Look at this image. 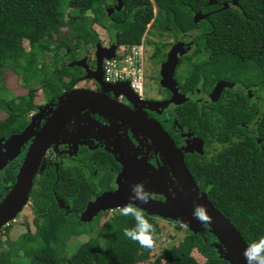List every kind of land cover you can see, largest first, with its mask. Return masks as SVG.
<instances>
[{"label": "trees", "instance_id": "obj_1", "mask_svg": "<svg viewBox=\"0 0 264 264\" xmlns=\"http://www.w3.org/2000/svg\"><path fill=\"white\" fill-rule=\"evenodd\" d=\"M62 1L0 0V90H8L4 79L8 68L21 74L28 88L25 95L0 98V110L6 114L0 117V137L21 132L28 123L26 119L37 104L38 90L33 85L42 82L52 99L79 81L80 67L63 62L60 68L54 67L58 80L50 90L45 84L47 78H42L49 64L46 58H51L50 52L55 49L66 50L67 58L76 60L80 47L95 46L101 41L95 24L105 28L120 45L140 44L149 25V30L160 37L197 32L190 58L201 53L207 60L192 65L186 88L203 83L206 90H211L219 79L230 80L239 88H226L207 112L200 113L192 103L180 107V122H189L209 145L203 153L188 156L186 163L199 187L248 243L264 236V0H239L238 6L215 13L208 7L209 0H124V7L110 16L106 9L116 5L117 0H69L70 8L78 11L75 15L66 14ZM63 28L69 30L66 35ZM52 57L57 64L59 58ZM243 87L250 88L256 99L242 92ZM215 143L221 147L209 154L217 149ZM17 171L16 164L7 167L3 182L12 184ZM42 171L30 195L38 216L36 229L13 242L1 239L3 234H9L13 221L3 227L0 264H13L15 248L26 249L31 264H138L150 259L161 232L155 216L138 209L155 229L150 247L124 236L123 229L132 228L135 220L119 215V211L102 223L108 214L83 223L88 227L81 228L82 221L77 216L91 198L84 177L77 169L62 166L59 175L50 167ZM55 196L71 203L72 213L66 215ZM95 230L96 234L81 243L70 257L66 255L71 234ZM190 234L148 264H231L219 257L212 233ZM194 249L206 258L205 262L196 259Z\"/></svg>", "mask_w": 264, "mask_h": 264}, {"label": "water", "instance_id": "obj_2", "mask_svg": "<svg viewBox=\"0 0 264 264\" xmlns=\"http://www.w3.org/2000/svg\"><path fill=\"white\" fill-rule=\"evenodd\" d=\"M238 4L239 0H231V2L209 0L208 7L212 9V13H215L232 6H238ZM123 7L124 0H117L115 7H107V13L110 16L120 11ZM195 37L196 33L194 31L182 35L178 43L168 53V61L162 68V83L174 92L178 103L188 101L191 95H182L180 93L174 77L175 69L179 64L180 58L193 49ZM117 48V42H113L109 48L97 43L96 71H90L88 56L74 61L72 66L85 68L87 74L84 79L95 80L102 87V90L107 91L109 88L106 85L109 83L104 79L103 62L105 58H113ZM114 86H122L123 90L118 94L124 95L131 101H134V98H139L128 81L116 83ZM223 87H232V83L229 81L217 83L212 93L211 101H216L220 97ZM58 98L57 106L53 110L52 115L48 117L46 123L36 134L20 167L15 184L0 203V228L16 219L17 214L30 202V192L42 160L48 148L53 143H58L62 138L66 131L64 130L65 127L72 123L82 111L95 109L111 114L114 113L113 110L116 108L114 101L107 97L103 91H94L85 87L73 88ZM125 114L126 120L124 121L151 140L161 152L173 175V183L169 185L158 177L150 168L151 165L148 160L143 157L141 160L144 161L145 165L140 166V180L138 182H142L147 192L162 195L165 199H155L148 195L149 199L146 203L141 201H132L131 203L150 216L174 220L186 226L195 234L212 233L216 237L214 245L219 252V257L225 258L231 264H245L242 252L248 242L232 221L213 204L207 192L203 191L196 183L185 162L183 151L176 146L173 138L154 119L144 115L140 117L139 124V120L134 114L130 115L129 112ZM31 126H27L20 133L10 135L7 139L4 137L0 138V171L21 153V147L32 136L30 135ZM199 140L200 144H198V147L196 146L199 150L196 151L203 153L204 141L201 138ZM260 141L258 140L259 143H261ZM185 149L187 152H193L195 148L187 146ZM112 152L115 155L117 154L115 151ZM43 169L41 168V170ZM135 176L133 170L125 166L118 179L119 188L113 192L103 193L95 200L90 201L86 209L81 213L80 220L83 223H89L100 212L108 209H118L122 205L129 203L131 185L137 183ZM58 202L60 207L65 205L64 199H59ZM195 205H203L205 207L207 214L211 216L210 222L201 223L192 215Z\"/></svg>", "mask_w": 264, "mask_h": 264}, {"label": "flooded vegetation", "instance_id": "obj_3", "mask_svg": "<svg viewBox=\"0 0 264 264\" xmlns=\"http://www.w3.org/2000/svg\"><path fill=\"white\" fill-rule=\"evenodd\" d=\"M115 6L116 5L108 7ZM181 36H179L178 40L175 42L174 39H171L166 42L167 45L170 44V47L168 48L169 50L167 49V52L165 51V60L156 65V83H158L161 90L154 97L148 98L150 100L155 101L153 103L145 102V93L143 97L134 98V101L131 102H129L128 99H125V97H123L124 95L122 94L119 95V98L115 97L113 93L118 94L121 90H123L122 86H114L115 84L110 82L108 85H106V87L109 89L107 91H104L95 80L84 79V76L87 74V71L85 68L81 67L83 72L80 75V81L85 82L86 85H88L90 82L92 83V87L85 86V88L92 89L94 91H103V93L107 97L114 101V106L116 107L113 110L114 113L109 114L95 109H88L82 111L80 115L76 119H74V121H72V123L65 127L64 130L66 131L62 138L59 140V142L53 143L48 148L47 153L42 160L40 169L34 178L35 183L36 178L43 172L41 168H44L43 170L45 171L47 167H50V169L54 170L58 175L60 173L61 166L63 168L66 167L67 169H77L79 174L84 177L85 183L88 184L89 196L91 197L90 199H88L84 209L81 210L79 215L77 216L79 219L81 213L86 209L90 201L95 200L98 196L102 195L103 193L113 192L119 188L118 179L120 174L123 172L125 166L133 170L134 174L136 175L135 181L138 182L140 180V166L145 165L144 161L141 160L143 157L148 160V163L151 165L150 168L158 175L159 178L163 179V181H165L169 185H172L173 183L172 172L170 170L169 165L166 164L161 152L157 149V147L151 142L149 138H147L139 130H135V127L127 124L124 121L126 120V112H129L130 115L134 114V116L138 118L139 124L140 117H143L144 115L159 122L160 125L173 138L176 143V146L183 151L185 162L188 160V156L195 154V152H198L196 150H199L197 147L198 144H200V138L204 141V151L209 148V145L207 144L205 138L199 135L197 130L193 129L189 125V122H180L181 116L179 111L181 110L179 109L185 104L192 103L197 109V111H200V113H202L203 111L207 112L210 108L209 105H211L213 102L211 101L212 93L215 90L217 83L221 81H231L227 79L216 80L213 83L211 90H206L207 86H204L203 83H198L193 88H186L185 82L188 75L177 77L176 72H178L177 70L182 65L183 59L185 57L191 56V53L193 51V49H191L189 53L183 55L180 58L179 64L177 65L174 74L180 93L182 95H191V97L186 102L178 103V99L175 97L174 92L170 88L165 87L162 83V68L164 64L168 61V53L178 43ZM165 37V35L163 37L157 36V42H164ZM113 42L114 39L111 37L110 34H108V42H105V45L103 41L97 43H102L103 47L109 48L113 44ZM97 43L94 46L93 52L89 51L84 54V56H88L89 69L92 72L96 71L97 69ZM158 48L159 47H156L154 55L162 52L160 48V52H158ZM154 49L155 47L153 48V50ZM178 78H183L182 82H179ZM231 83L232 87H223L220 97L218 99L221 98L226 88H230L234 91L238 90L239 87H237V84L233 82ZM73 88H80V86L74 85ZM243 88L244 89H242V92L247 93L249 98H252V100L256 99V96L250 88ZM58 97L59 96L50 99L49 104L51 106L45 108L44 110H41V107L36 104V108L32 110L31 113H29L26 119L28 123L22 129V131L27 126L31 124L33 125L34 122V125L31 126L34 133L31 132L30 135L32 136L29 135V141L23 144L22 147L24 148V150L22 149L19 157L11 161L3 170L0 171V203L4 200V198L7 196V194L16 182V179L12 184L6 185L3 182L2 178L3 175L6 173L7 167L13 164L17 165V178L20 167L31 144L35 139L36 134L41 130L43 125L46 123L48 117L52 115L53 110L56 108L58 103ZM46 102H48V100ZM154 109H156V111H154ZM30 122L32 123L30 124ZM35 124L38 125L36 128H34ZM10 135L1 136L0 138L4 137L5 139H7ZM187 146L195 148L194 151L187 152L185 149ZM211 146L213 147V144ZM112 151H115L117 154L115 155ZM148 195L152 196L155 199H165L164 196L155 193L151 194L148 192ZM55 198L60 207L58 200L62 198H59L58 196H55ZM60 208L66 213V215L72 213L71 203L65 202V205ZM118 211L119 208L102 211L94 218V220L96 218L97 220H99L105 214H108L110 216ZM34 215L35 218L33 221V225L34 229H36L38 216L36 215V213H34ZM31 231L32 226L28 222L26 224L25 232Z\"/></svg>", "mask_w": 264, "mask_h": 264}, {"label": "rangeland", "instance_id": "obj_4", "mask_svg": "<svg viewBox=\"0 0 264 264\" xmlns=\"http://www.w3.org/2000/svg\"><path fill=\"white\" fill-rule=\"evenodd\" d=\"M62 8L64 9V11L66 12V14H78V11L76 9H71L69 6V0H63L62 1ZM107 11V9H106ZM94 29H96V31L99 34V38L101 41L104 42V45L106 44L105 42H108V31L101 27L98 24L94 25ZM68 29L67 28H63V34L66 35L68 33ZM197 34V32H196ZM157 36L158 34L154 33V30H148L146 32V42H147V49H146V67H147V71H146V79H145V95L144 98L146 99L145 102L146 103H153L155 101L148 99L149 97H154L155 95L158 94V92L161 90V88L159 87L158 83H156V75L155 72H157V68L156 65L162 61L165 60L166 57V53L167 49L170 47V44L167 45L166 42H168L171 39H174V42L178 40L177 36H174L173 34L171 36H167L165 34V39L164 42H158V46L161 49V53H157L155 54L156 51V47L157 45L155 44L157 42ZM149 41V43H148ZM96 43V42H95ZM102 44V43H101ZM24 45L27 49H29V43L27 41L24 42ZM155 47V49L153 50V48ZM195 47V46H194ZM94 46H85V47H80L79 48V53L77 54L76 60L70 61L69 58H67L66 56V50H60L59 52L56 51L54 49V51H51V58H49L47 56L46 58V62L49 63L47 65V69L46 71H42L43 75L42 78H47V82H45V84L47 85V87L51 90V88L54 86V84L56 83V81L58 80L57 78V69L55 70V66H58V68H60V66H62L61 64L63 62L65 63H69V65L71 67L74 61H77L79 59H82L84 54H86V52H93ZM169 50V49H168ZM194 50V48H193ZM39 53H41V51H39ZM57 57V59L59 58V60H57V64L54 61V58L52 56ZM199 56L191 59L190 57H185L183 59V63L182 65L179 67V69L177 70L178 72H176V76L180 77V76H187L188 73L190 72L192 65L195 63H199V62H206L207 60V56L204 54L199 53ZM148 57V58H147ZM200 59V60H199ZM38 60L40 61L41 65L44 64L43 59H41L40 57L38 58ZM163 64V63H162ZM80 67V66H77ZM82 68H79V73L81 75L82 73ZM21 74H18L17 72L13 71L12 69L8 68L4 71V79H5V83H6V87L8 88V90H0V98H12L14 96H20V95H25L28 92V88L25 87L22 83V80L20 78ZM81 79V78H80ZM79 79V81H80ZM183 78H178L179 82H182ZM43 83L40 82L39 84H35L33 85L34 87H37V93H36V98H35V102L41 107V110H44L45 108L51 106L49 104V96H47L46 94V90L44 89V87L42 86ZM76 86H80V88H84L85 86L87 87H92V83L90 82L88 85H86L85 82H78L77 84H74ZM73 89V87L71 88ZM68 90H66L65 92H67ZM64 92V93H65ZM115 92V91H113ZM63 93V94H64ZM113 95L115 97L119 98V94H114ZM125 97V96H123ZM59 99V98H58ZM125 99H128L127 97H125ZM48 100V102H46ZM129 102H131V100L128 99ZM164 102V101H163ZM48 103V104H47ZM153 109V108H152ZM154 111H156V109H154ZM6 116V114L0 110V117L4 118ZM33 122V121H32ZM30 122V124L32 123ZM32 125V124H31ZM34 125V122H33ZM32 125V126H33ZM69 125V124H68ZM38 125L35 124L36 128ZM30 132H33L32 128H30ZM34 133V132H33ZM32 133V134H33ZM29 141V140H28ZM215 147H217V149H212L209 154H212L214 151L218 150L221 147V144L215 143ZM22 149L24 150L23 147H21L20 152L22 151ZM20 155V153H19ZM16 156V158L19 157ZM14 158V159H16ZM11 162V161H10ZM9 162V163H10ZM30 199V198H29ZM109 215H105L104 218H102L101 223L108 217ZM35 215L33 213V209L31 206V201L28 203L27 206H25L18 214L16 219L13 220L12 226H11V230L9 232L8 235L3 234L2 235V240L6 241L7 238H9L10 240H13V242H16V240L25 233L26 231V224L29 222L30 225L32 226V232L35 230L34 229V225H33V221H34ZM157 221L160 224L161 227V232L158 235L157 238V242L156 245L152 251L151 257L148 261L146 262H140L138 264H148L149 262H153L157 256H159L160 254L163 253L164 250L171 248L175 245H178L179 242H181L186 236L191 235L190 232L188 231L189 229L186 226L181 225V227L177 228L176 224L177 222L174 220H170V219H164L162 217H156ZM97 220V218L95 219ZM95 220L89 222L92 223ZM81 228H85L88 227V225L83 224V222H81ZM2 230V228H0V231ZM97 230H95L94 233H84L81 235H77V234H71L68 240V243L66 245V255L68 257H70L79 247V245L83 242H85L86 240H88L90 237H92V235L96 234ZM192 233V232H191ZM1 234V233H0ZM17 244V243H16ZM18 247V246H16ZM192 254L196 257V259L200 262H205L206 258L197 250L194 249L192 251ZM12 263L13 264H31V256H29V253L26 251V249H18L15 248L14 249V257L12 259Z\"/></svg>", "mask_w": 264, "mask_h": 264}, {"label": "clouds", "instance_id": "obj_5", "mask_svg": "<svg viewBox=\"0 0 264 264\" xmlns=\"http://www.w3.org/2000/svg\"><path fill=\"white\" fill-rule=\"evenodd\" d=\"M149 28L150 25L148 30ZM148 199V192L143 187L142 182H137L131 185L129 194L130 202L119 208V215L131 216L135 220V224L132 228L123 229L124 236L137 241L144 247H150L152 245L155 229L153 224L150 223L149 220L145 218L143 213L139 211L137 207L133 206L131 202L141 201L146 203ZM192 215L201 223H207L211 220V216L207 214L203 205H195L192 210ZM242 255L244 257L245 264H264V236L247 243L243 249Z\"/></svg>", "mask_w": 264, "mask_h": 264}, {"label": "built area", "instance_id": "obj_6", "mask_svg": "<svg viewBox=\"0 0 264 264\" xmlns=\"http://www.w3.org/2000/svg\"><path fill=\"white\" fill-rule=\"evenodd\" d=\"M146 35L136 45H118L113 58L103 62L104 79L108 83L128 81L138 97L145 93Z\"/></svg>", "mask_w": 264, "mask_h": 264}]
</instances>
